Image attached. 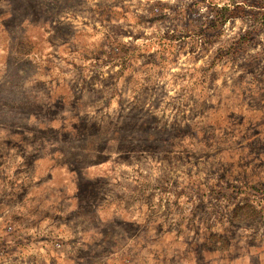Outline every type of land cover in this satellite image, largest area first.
<instances>
[{"label": "rangeland", "instance_id": "1", "mask_svg": "<svg viewBox=\"0 0 264 264\" xmlns=\"http://www.w3.org/2000/svg\"><path fill=\"white\" fill-rule=\"evenodd\" d=\"M0 264H264V0H0Z\"/></svg>", "mask_w": 264, "mask_h": 264}]
</instances>
